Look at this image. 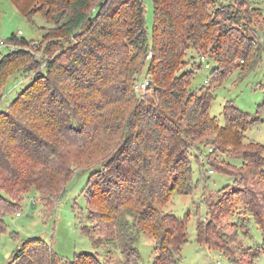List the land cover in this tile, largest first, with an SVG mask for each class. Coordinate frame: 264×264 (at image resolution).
<instances>
[{
  "label": "trees",
  "instance_id": "16d2710c",
  "mask_svg": "<svg viewBox=\"0 0 264 264\" xmlns=\"http://www.w3.org/2000/svg\"><path fill=\"white\" fill-rule=\"evenodd\" d=\"M11 1L29 19L41 14L52 26L43 36L44 47L13 33L6 42L21 47L0 60L2 98L8 65L19 57L37 59L34 51H43L37 77L0 112V229L4 215L16 207L9 200L12 193H56L78 168L91 167L88 209L97 236L86 233L94 244L118 248L124 264H143L136 242L144 233L154 239L153 264H178L188 241V219L165 207L175 192H193L192 149L216 137L234 147L243 162L238 171L218 168L234 174L240 187L230 193L224 188L222 199L208 204V213L237 211L239 216L243 206L264 234V143L243 142L247 129L264 119L232 102L225 105L226 124L210 113L213 88L251 46L249 35L226 29L228 12L222 18L219 11L210 13L214 0H152L149 31L143 0ZM196 54L214 56L219 65L201 93L190 86L195 71L185 70ZM146 65L151 85L143 101L134 86ZM220 67L229 72L218 73ZM260 107L263 112L264 101ZM212 223H197V241L227 250L222 242L228 235L214 236ZM13 262L107 264L87 252L63 259L39 237L27 239Z\"/></svg>",
  "mask_w": 264,
  "mask_h": 264
},
{
  "label": "rangeland",
  "instance_id": "374dc122",
  "mask_svg": "<svg viewBox=\"0 0 264 264\" xmlns=\"http://www.w3.org/2000/svg\"><path fill=\"white\" fill-rule=\"evenodd\" d=\"M143 1L146 7V26L151 31L155 18L153 1ZM214 1L209 8L210 13L219 11L222 18L224 12H228L230 18L224 19L226 29L245 33L252 39L251 46L246 45L235 60L234 66L237 67L231 72L226 67L218 69V73L225 74L226 71L229 73L213 88L214 100L210 113L218 117L220 124L224 125L225 105L232 102L236 107L248 112L252 118L264 119V111L261 112L260 107L264 101V0ZM50 26L52 24L41 14L34 15L31 20L21 13L11 0H0V40L7 41L16 33L33 40L37 47H44L41 42L46 29ZM15 45L17 48L21 47ZM7 49L5 47L1 50L0 60L9 53ZM23 49L33 51L29 47ZM34 52L37 55L35 61L30 57H19L8 65V72L11 71V74L2 87L0 112L6 111L30 81L37 77L43 51ZM198 56L195 55V59L187 64L185 70L195 71L190 86L201 93L211 86V72L219 65L214 61V56H207L206 59ZM207 63L210 64L209 68L206 66ZM245 64L251 66L244 69ZM147 67L148 65L143 69L140 78L145 75ZM216 78L221 76L217 75ZM245 134L246 139L243 142L246 144L249 141L264 143V122L251 125ZM215 138L211 137L212 144L208 146L203 143L202 148L196 146L192 149L193 192L189 195L175 192L165 207L166 211H172L179 217L188 219V241L181 249V260L178 264H233L232 261H237L238 264H251L254 254L258 255L254 264H264V234L251 216H248L249 213L243 206L238 208L241 213L239 216L237 211L232 215L217 212L214 217L208 213V204L219 202L224 196V188L230 187L229 192L227 191L230 193L240 187L234 174L219 169L227 167L238 171L243 162L242 155L237 154L234 147L221 145ZM90 168L84 166L78 168L67 186L63 185L56 193L47 190L38 193L32 189L28 193L20 195L12 193L9 196V200L16 207L14 211L4 215V228L0 229V264H16L13 262L14 253L32 237L45 239L52 250L63 259H73L76 253L87 252L96 254L107 264H124L126 257L121 250L104 242L96 246L86 233L87 230L97 231L96 221L90 217L88 209ZM261 204H264V196L261 197ZM245 217L248 218L246 222ZM210 220L213 221L211 226H214V236L219 233L228 235L224 238L225 242L221 241L227 250L216 247L211 249L197 241V223ZM246 223L250 224V229L246 227ZM136 245L141 263L153 264L156 254L153 237L140 233ZM109 249L111 253L108 252ZM253 251L255 253H252Z\"/></svg>",
  "mask_w": 264,
  "mask_h": 264
},
{
  "label": "built area",
  "instance_id": "2783aa9c",
  "mask_svg": "<svg viewBox=\"0 0 264 264\" xmlns=\"http://www.w3.org/2000/svg\"><path fill=\"white\" fill-rule=\"evenodd\" d=\"M5 47L8 48L7 52H15L19 49L16 47V45L14 43H8L4 40H0V53H1V50ZM151 55L152 54L149 53L148 58H150ZM206 58H207V56H205V55L201 56V59H206ZM206 66H207V68H209L210 64L207 63ZM150 85H151L150 78L145 76V75L142 78H139L135 81L134 87H135V91H136L139 99H141L143 101L146 100ZM17 214L20 215V212H18Z\"/></svg>",
  "mask_w": 264,
  "mask_h": 264
}]
</instances>
